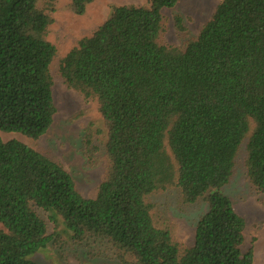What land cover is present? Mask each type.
I'll list each match as a JSON object with an SVG mask.
<instances>
[{
    "label": "trees",
    "instance_id": "1",
    "mask_svg": "<svg viewBox=\"0 0 264 264\" xmlns=\"http://www.w3.org/2000/svg\"><path fill=\"white\" fill-rule=\"evenodd\" d=\"M92 1L68 8L82 15ZM178 1L113 6L59 59L64 85L103 122L104 155L90 128L81 149L90 165L105 163L94 197L60 161L0 138V264H37L30 256L55 235L42 212L73 243L100 240L126 264H252L245 221L221 189L244 152L245 179L264 204V0H220L196 35L171 45L161 10ZM53 2L0 0V132L36 140L53 122ZM171 190L182 204L208 203L191 246L151 198Z\"/></svg>",
    "mask_w": 264,
    "mask_h": 264
},
{
    "label": "rangeland",
    "instance_id": "2",
    "mask_svg": "<svg viewBox=\"0 0 264 264\" xmlns=\"http://www.w3.org/2000/svg\"><path fill=\"white\" fill-rule=\"evenodd\" d=\"M69 2L70 0H54L52 23L47 27L46 37L57 49V57L51 64L56 113L50 128L36 140L12 132H0V138L3 141L18 140L60 161L73 177L78 191L85 197H94L104 176L105 163L102 161L90 165L81 149L83 137L90 128L93 144H97L101 149L100 155H104L102 135L98 133V130L104 129L103 122L91 99L64 85L57 73L58 62L81 38L90 35L107 18L113 6H145L147 3L146 0H93L82 15H77L69 10ZM219 2L220 0H179L174 7L163 8L162 40L171 45H180L184 34L189 32L196 35L201 26L210 19ZM178 18L182 20L186 33L179 31L176 21ZM244 157L245 153L242 152L236 158L231 179L221 192L230 198L234 210L245 221L242 250L252 252V264H264V204L250 190L245 179ZM151 198L172 224L176 240L184 246H191L194 242L195 224L207 211L208 203L199 200L190 205L182 204L177 190ZM40 214L47 221L49 232L55 235L43 251L30 256L37 264H126L118 260L114 250L100 240L73 243L63 232L62 225L54 228L49 214Z\"/></svg>",
    "mask_w": 264,
    "mask_h": 264
}]
</instances>
